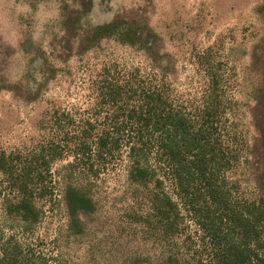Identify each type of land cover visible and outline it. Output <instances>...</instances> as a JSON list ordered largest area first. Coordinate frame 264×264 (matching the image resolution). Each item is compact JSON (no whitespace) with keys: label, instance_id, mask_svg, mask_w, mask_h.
Instances as JSON below:
<instances>
[{"label":"rangeland","instance_id":"374dc122","mask_svg":"<svg viewBox=\"0 0 264 264\" xmlns=\"http://www.w3.org/2000/svg\"><path fill=\"white\" fill-rule=\"evenodd\" d=\"M63 6L0 0L1 244L24 264H165L172 254L209 264L189 217H173L170 228L173 219L163 222L157 213V195L171 187L130 181L127 143L138 135L127 115L144 92L156 90L198 125L207 105L216 108L213 139L240 160L226 179L238 182L240 200H257L245 160L257 145L264 170V0H93L74 41L63 27ZM118 17L150 27L156 49L112 37L76 55L91 27ZM114 85L123 88L117 102L106 99ZM105 137L114 149L100 155ZM23 179L40 213L36 222L8 212L22 198ZM68 186L92 198L94 209L72 220Z\"/></svg>","mask_w":264,"mask_h":264},{"label":"trees","instance_id":"16d2710c","mask_svg":"<svg viewBox=\"0 0 264 264\" xmlns=\"http://www.w3.org/2000/svg\"><path fill=\"white\" fill-rule=\"evenodd\" d=\"M63 1V27L66 32L72 31L71 39L74 41L82 18L92 10L93 0ZM69 1L75 6L72 11L69 10ZM85 35L86 39L76 55H83L97 47L103 39L112 37H116L121 44L139 46L148 53L156 49L153 38L157 35L150 27L136 29L134 21L120 17L91 27ZM44 81L46 83L47 79ZM42 84L35 90H29L30 100L39 95ZM121 97V86L107 88L106 99L117 102ZM139 102L140 105L133 107L127 115V120L135 123L138 135L127 143L131 161L130 181L139 186L154 183L158 190H164L166 185L171 187V193L157 195V203L154 201L157 213L163 222L173 219L170 228L175 225L174 218L181 213L189 217L197 227L200 244L208 252L209 264H264V170L260 171V148L251 146L250 159L245 160L254 172L252 175L257 183L259 198L253 202L242 201L237 196L238 182L226 179V174L234 165L238 166L239 156L223 152L220 140L213 139V126L209 127L210 118L217 113L216 108L211 110L207 105L198 125L183 111H175L168 106V99L159 90L144 92ZM122 112L124 110L117 111L115 117L119 119ZM123 129L125 127H118L117 130L122 132ZM113 145L107 137L101 138L97 143L99 154L111 153ZM29 174L31 172L28 171ZM17 188L22 198L17 204L10 205L8 212L26 222L38 221L40 213L33 202L29 182L23 179ZM65 200L72 220L77 219L81 212L94 209L92 198L73 186L67 187ZM7 251L0 242V264H24L18 261L17 254L11 255L14 252ZM197 263L203 262L198 260ZM165 264L187 263L172 254Z\"/></svg>","mask_w":264,"mask_h":264}]
</instances>
